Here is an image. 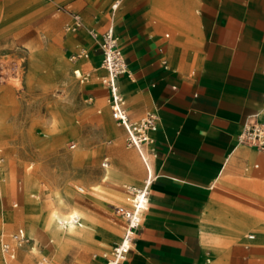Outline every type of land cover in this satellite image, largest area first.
<instances>
[{"label":"rangeland","instance_id":"1","mask_svg":"<svg viewBox=\"0 0 264 264\" xmlns=\"http://www.w3.org/2000/svg\"><path fill=\"white\" fill-rule=\"evenodd\" d=\"M113 1L0 0V55L19 60L22 66L20 82L12 78L0 83V239L12 242V232L31 238L30 246L22 244L15 250L13 258L19 264H105L101 253L119 242L124 228V219L109 203H121L126 187L140 185L146 176L145 158L154 144L145 143L138 149L129 143L126 130L114 125L108 91L100 82L106 73L99 66L101 57L71 58L81 47L76 41L89 36L84 30L66 29L68 11H80L91 25L97 18L108 19ZM144 1L150 6L147 19L156 31L171 33V25L180 21L176 13L182 3L175 4L182 0H122L119 12ZM32 38L33 50L20 45ZM76 68L89 69L91 77L81 81L73 72ZM119 77L124 105L136 119L144 112L131 114L130 88L124 84L136 82L132 81L135 76ZM133 102H143V98ZM257 119L264 121V107ZM238 143L259 151L248 143ZM136 160L144 170L143 177L117 181L114 169L126 167L135 173ZM254 162L259 167H252ZM108 168L113 169L112 175L106 174ZM263 169L264 161L252 160L237 168L232 183L215 182V187L224 190L223 206L216 207L213 218L202 224L201 231L209 230L214 237L212 254L204 264H264ZM5 178L11 191L1 190ZM61 201L95 221L96 231L84 232L89 241L58 243L50 214ZM7 213L17 220H5ZM247 233H254L255 239L247 240ZM14 259L9 264H17ZM0 264H4L1 252Z\"/></svg>","mask_w":264,"mask_h":264},{"label":"crops","instance_id":"2","mask_svg":"<svg viewBox=\"0 0 264 264\" xmlns=\"http://www.w3.org/2000/svg\"><path fill=\"white\" fill-rule=\"evenodd\" d=\"M115 1L114 29L136 79L124 82L131 114L157 113L154 150L145 158L146 175L152 176L146 223L141 221L120 264H204L214 237L201 231L202 224L223 206L224 190L215 182L230 184L241 164L264 161V151L237 140L264 107V0L178 1L180 21L164 35L147 19V2L119 12L122 0ZM111 4L108 19L91 25L73 10L81 14L80 30L89 36L76 46L86 47L89 55L101 57V52L87 29L101 31L107 25ZM137 97L143 102H133ZM128 109L131 120L143 116L132 119ZM135 166V173L118 167L117 181L140 180L144 170L137 160Z\"/></svg>","mask_w":264,"mask_h":264},{"label":"built area","instance_id":"3","mask_svg":"<svg viewBox=\"0 0 264 264\" xmlns=\"http://www.w3.org/2000/svg\"><path fill=\"white\" fill-rule=\"evenodd\" d=\"M118 3V1H115L111 4L112 14L107 25L101 31H97L94 28H88L87 31L97 41L101 52L100 66L105 69L106 73L100 77V82L108 91L107 103L110 116L116 126L123 127L126 130L129 143L140 149L143 144H153L154 142L151 132L157 128V113L149 111L140 118L131 120L124 105L123 96L116 84L115 79L120 75H130L120 44V37L114 29L113 11L118 6ZM68 13L70 19L66 26L68 31L75 32L84 27L83 19L79 12L69 10ZM88 55V49L81 46L72 53L71 58H87ZM17 70H19L17 61L6 60L5 57L0 55V83L12 78L20 82L21 77L18 76ZM73 72L81 81L91 77L89 71L77 73L73 69ZM237 140L248 143L259 151H264V121L254 119L246 123L238 134ZM152 149L154 150V147ZM102 165H105V161L102 162ZM253 166L259 167L258 163H254ZM151 182L152 176L148 171L140 185H128L126 187L124 201L114 207L115 213L124 219V228L121 240L109 251L101 253L100 256L105 264H120L127 258L140 229L144 211L149 204ZM246 237L254 239L255 235L254 233H248ZM10 238L12 242L5 241L3 238L0 239V252L4 264H9L15 250L19 246L22 244L30 246L32 244L31 238L20 232H12Z\"/></svg>","mask_w":264,"mask_h":264},{"label":"bare ground","instance_id":"4","mask_svg":"<svg viewBox=\"0 0 264 264\" xmlns=\"http://www.w3.org/2000/svg\"><path fill=\"white\" fill-rule=\"evenodd\" d=\"M25 1V0H24ZM40 1V0H39ZM50 2V1H49ZM43 3V2H42ZM56 3V2H55ZM19 4V3H18ZM41 4V3H40ZM65 4V3H64ZM17 5V4H16ZM15 5V6H16ZM32 5V4H31ZM30 5V6H31ZM45 5V4H44ZM36 6V5H35ZM34 6V7H35ZM25 8V6H24ZM7 9V8H6ZM37 9V8H36ZM18 12V11H17ZM4 13V12H3ZM2 13V14H3ZM8 13V12H7ZM15 13V12H14ZM42 13V12H41ZM32 18V17H31ZM28 20V19H27ZM34 20V19H33ZM29 23V22H28ZM31 23V22H30ZM10 24V23H9ZM32 24V23H31ZM15 25V24H14ZM23 26V25H22ZM21 27V26H20ZM6 28V27H5ZM29 28V27H28ZM2 31V30H1ZM10 32V31H9ZM20 34V33H19ZM6 35V34H5ZM34 38V37H33ZM29 39L28 41H25L23 43H21L20 45H22L23 47L25 48H29V49H34L36 47L35 45V41L34 39ZM15 41V40H14ZM3 42V41H2ZM2 44V43H1ZM35 51V50H34ZM12 54V53H11ZM64 58V57H63ZM24 59V58H23ZM25 60V59H24ZM39 61V60H38ZM85 64L87 65V61L85 62ZM17 65H18V68L19 70H17L18 72V75L22 68L21 66V62H19V60L17 61ZM77 71V73L81 72L79 69H75ZM119 78L120 77H117L115 79L116 81V84L118 85V88L120 87L119 85ZM120 90V88H119ZM121 93V91H120ZM123 96V95H122ZM125 102V101H124ZM109 126V125H108ZM113 127V125H112ZM5 167V166H4ZM118 170L117 169H114V174L115 175H118ZM111 173H113V169L111 168H108L107 169V173L108 175H110ZM2 174V173H1ZM112 175V174H111ZM4 177V176H3ZM1 179V178H0ZM129 179V178H128ZM134 180V179H133ZM7 178L4 179V184L2 186V192H7V189L10 190L11 187L9 185H7ZM263 188V187H262ZM101 189V188H100ZM11 191V190H10ZM106 192V191H105ZM120 197V196H119ZM118 197V198H119ZM103 198V197H102ZM110 198H114V193L111 192L110 193ZM108 200V199H107ZM106 200V201H107ZM123 201H124V198H123ZM122 201V202H123ZM113 202V201H112ZM121 202V203H122ZM111 205V207H115L116 204H112V203H109ZM120 204V203H119ZM118 205V204H117ZM114 209V208H113ZM80 211L74 207H71L69 206L66 202L64 201H61L60 202V205L58 207V209H55L51 212L50 214V220H52L55 224H56V227H57V230L54 231V234H55V237L58 241V243H66L70 240H74V239H79V240H82V241H89L86 237H85V234L84 232H88V231H96V228H97V224L95 223V221L88 215L86 214H80L79 213ZM145 212V211H144ZM6 219L5 220H14L16 218V216L14 214H11V213H7L6 214ZM31 222V221H30ZM37 225V224H36ZM44 227V226H43ZM62 227H67L68 229H65L63 230ZM48 230V229H47ZM50 230V229H49ZM32 231V230H31ZM112 233V232H111ZM112 235H114V231L112 233ZM122 238V235L119 239V241L121 240ZM98 243V242H97ZM99 245V244H98ZM14 259V258H12ZM94 259V258H93ZM16 261L17 264L18 261L16 259H14ZM89 263V262H88Z\"/></svg>","mask_w":264,"mask_h":264}]
</instances>
